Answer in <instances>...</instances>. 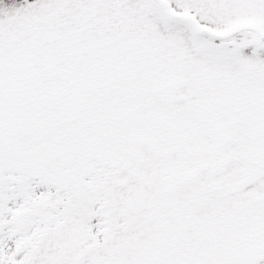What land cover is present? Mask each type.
I'll return each mask as SVG.
<instances>
[{"label": "snow or ice", "instance_id": "obj_1", "mask_svg": "<svg viewBox=\"0 0 264 264\" xmlns=\"http://www.w3.org/2000/svg\"><path fill=\"white\" fill-rule=\"evenodd\" d=\"M0 264H264V0H0Z\"/></svg>", "mask_w": 264, "mask_h": 264}]
</instances>
